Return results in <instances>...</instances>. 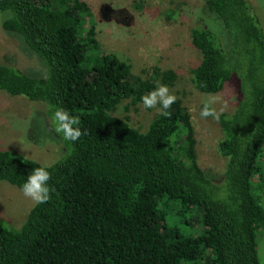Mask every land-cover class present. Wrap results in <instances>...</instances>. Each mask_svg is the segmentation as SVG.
Listing matches in <instances>:
<instances>
[{"label": "trees", "instance_id": "trees-1", "mask_svg": "<svg viewBox=\"0 0 264 264\" xmlns=\"http://www.w3.org/2000/svg\"><path fill=\"white\" fill-rule=\"evenodd\" d=\"M204 10L225 36L222 42L209 28L191 30L201 57L193 86L207 95L232 81L236 89L234 111L217 120L225 166L216 183L198 163L181 100L144 132L112 115L122 102L140 104L158 82L172 86L174 71L133 76L127 62L101 50L83 0H0L2 30L22 39L48 72L41 78L0 65V91L42 102L49 118L64 108L85 133L75 143L58 136L64 147L50 166L51 199L35 204L19 230L0 223V264H260L264 32L246 0H204ZM39 166L0 151V183L20 189ZM193 209L201 212L200 235L168 226V214L182 219Z\"/></svg>", "mask_w": 264, "mask_h": 264}, {"label": "rangeland", "instance_id": "rangeland-1", "mask_svg": "<svg viewBox=\"0 0 264 264\" xmlns=\"http://www.w3.org/2000/svg\"><path fill=\"white\" fill-rule=\"evenodd\" d=\"M83 1L91 7L101 50L127 62L133 76L146 80L152 68L176 73L169 91L182 101L191 116L200 167L214 183L219 182L225 166L218 151L221 129L217 120L201 118L199 113L203 102L210 98L216 100L213 107L219 114L232 113L236 89L232 81L221 92L207 95L199 93L191 81V70L201 60L199 52L191 45V30L197 26L209 28L222 42L225 36L221 24L205 12L204 0ZM246 1L264 32V0ZM3 17L0 13V65L47 77V66L24 41L2 30ZM47 109L42 102H31L0 91V151L15 153L41 166L60 161L64 145L52 131ZM157 114L156 109H145L142 103L133 106L129 101L122 102L112 113L118 118H128L130 125L141 132ZM34 205L17 187L0 183V223L5 228L19 230ZM200 219L201 212L193 209L182 219L168 214L167 224L178 228L182 235L198 236L202 232ZM257 253L260 264H264V229L257 234Z\"/></svg>", "mask_w": 264, "mask_h": 264}, {"label": "clouds", "instance_id": "clouds-1", "mask_svg": "<svg viewBox=\"0 0 264 264\" xmlns=\"http://www.w3.org/2000/svg\"><path fill=\"white\" fill-rule=\"evenodd\" d=\"M176 99V96L170 93L167 85H157L153 91L141 97V103L145 109H156L162 116L167 117L171 114L170 109ZM215 103L214 98L205 100L199 113L200 117L219 120V113L213 107ZM51 124L52 131L69 143L79 141L85 134L80 128L79 118L64 108L52 110ZM51 178L49 165L33 168L20 191L34 204H45L51 199L52 190L49 185Z\"/></svg>", "mask_w": 264, "mask_h": 264}]
</instances>
